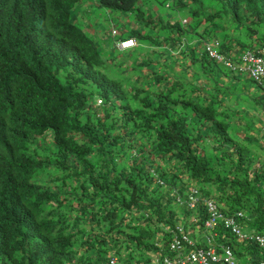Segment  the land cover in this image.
<instances>
[{
	"label": "trees",
	"instance_id": "trees-1",
	"mask_svg": "<svg viewBox=\"0 0 264 264\" xmlns=\"http://www.w3.org/2000/svg\"><path fill=\"white\" fill-rule=\"evenodd\" d=\"M97 1L132 21L118 38L134 37L138 46L115 50L116 66H106L84 25L71 21L79 0H0V264H108L111 253L125 264H155L145 255L157 237L150 233L191 214L173 203L174 189L190 184L214 192L223 218L242 209L264 232V179L251 174L264 159V134L253 126L264 131V105L254 114L242 106V89L253 81L234 71L219 77L222 68L204 49L214 30L198 36L196 22L202 16L222 33L232 25L244 47V32L260 29L264 43V0H236L239 8L228 0ZM157 1L169 2V17L158 14ZM179 43V55L171 53ZM221 47L231 48L227 36ZM195 66L215 91L188 76ZM130 69H146L143 96L121 87ZM120 96L131 100L128 109H105L112 121L96 129V100L113 106ZM227 98L243 104L225 113ZM83 132L94 135L86 149L74 142ZM25 156L48 160L28 164ZM170 237L160 234L162 249ZM245 244L251 260L263 256Z\"/></svg>",
	"mask_w": 264,
	"mask_h": 264
},
{
	"label": "clouds",
	"instance_id": "clouds-1",
	"mask_svg": "<svg viewBox=\"0 0 264 264\" xmlns=\"http://www.w3.org/2000/svg\"><path fill=\"white\" fill-rule=\"evenodd\" d=\"M229 4L234 3L236 8H239V3L236 2V0H228ZM91 4H95L98 6L99 2L97 0H79V3L77 4V8L74 10L75 17L72 18V22H80L81 24L84 25V29L86 33L88 34L86 37L88 40L92 38L94 40V49H97L99 51L98 57H102L103 55L107 58L108 63H105L106 66H116L114 62H117L119 58L115 56V50H121L123 51L122 54L128 53L132 48L138 46L137 42L135 41V38H129V39H123V38H118V35L121 34L119 31H121L124 26H129L132 24V21L126 17L123 18L122 16H117L115 15L114 17H117L121 25L116 26L112 25L110 29H108L106 32H101L97 31L94 27V23L97 21L96 16H89L87 13H85L86 9ZM167 6H169V2L165 3L166 11L164 13H159L164 16V18L169 17L168 11H167ZM102 7V6H101ZM104 12H107L109 9H103ZM83 11V13H82ZM202 16L197 17L196 22L198 23V30L201 33H198V36H201L204 34V36H208L209 32H212L214 30V38L215 40L212 41H205V51L207 52V56H209L212 61L219 63L220 67L222 69H229L234 71L236 74L239 76H247L249 77L255 86H258L262 92H264V43L257 39L256 37L261 34V30L257 32L255 35L253 32L248 35V33L244 32V35L246 36V41L249 43L247 47L241 46L239 38L237 36V32L234 33L232 29L229 31L225 32H220V28H211L210 25L208 24L207 21H205V18H199ZM228 20V19H226ZM188 22L189 19H184L183 22ZM147 22V21H146ZM148 23V22H147ZM231 26V25H230ZM142 28V27H141ZM195 32V31H194ZM211 34V36H212ZM225 34V35H224ZM196 36V37H198ZM228 37L231 41V48L226 50L221 47L222 39L225 37ZM111 37L112 39L108 38ZM196 37L194 39H196ZM83 46L86 47L87 44L83 41ZM184 45L182 43H179L178 46L172 47L171 48V53L179 55L180 49ZM88 47V46H87ZM86 47V48H87ZM120 56V55H119ZM146 69H142L140 74L137 73H131V72H124V82L122 83L121 87L126 89L129 92H140V96H143L145 93L148 92L147 86L143 84L142 80V74L145 73ZM220 73V72H219ZM224 73L219 74V77L222 76ZM144 78L146 79V74L144 75ZM198 79V78H197ZM147 80V79H146ZM199 81V80H198ZM226 81V79H225ZM200 87L205 88L206 83H208L206 80H201L199 81ZM210 84V83H208ZM154 85V84H153ZM126 96H120L119 101L116 102L115 105L110 106L109 103L104 101L103 99H97V111L98 115L95 117L98 119L96 122V129H98L100 126H106L107 122L112 121V116H109L107 118V113L104 111L106 110H111L110 112H113L114 114L121 115L125 110L128 108L126 107L127 103L131 101L128 97L125 99ZM126 100V101H125ZM143 103L148 104L149 99L145 101H141ZM138 103V101H136ZM135 103V105H136ZM134 105V107H136ZM133 107V108H134ZM89 131V129H88ZM74 133L69 134V136L73 135ZM94 141V135L87 134V132H83L82 135L76 136V139L74 142L77 143L79 146H83L84 149H86L88 146H90ZM264 145V140L262 142ZM97 147V143L93 145V151L91 153V156L95 155V150ZM261 153V156L264 158V155ZM27 159L28 164H38L43 161H47L48 158L42 159V158H33L30 159L27 156H25ZM259 162H264V159L260 158L256 164L254 165L253 168H256L255 170H252L251 174H253L254 171H258L259 173L263 169V165L260 166L261 164ZM150 170L154 171L156 170L154 166H150ZM128 170L125 171V173ZM156 178V176H154ZM264 179V178H263ZM115 183L119 182L116 180ZM114 183V184H115ZM175 195L173 197L174 201L173 203L175 205H178L180 209H186L188 211H191L192 217L191 221L193 223V229L196 232V229L198 228H203L200 233L203 235L202 238V244H199L197 242L196 237H192L190 234H188L186 225L183 222L184 216L181 214L179 215L178 219L174 223V227L170 229L169 226L161 225L163 231L159 233H154V235L158 236L155 238V243L153 244V250H148L146 251L145 255L150 256L152 261L155 264H163V259L165 257L168 258H173L175 256V252L170 250V243L173 238V235L177 231V226L181 225L185 233L188 235V237L192 240V244L187 246L185 248V251H183V254L186 255L190 251L196 249V248H204V247H211V246H220L222 244H228L230 245L233 256L235 258L236 264L237 260L235 257V249L233 247V242H242L245 244V242H253L255 243L260 249H264V247L260 246L255 240L254 237L256 235H264V232H255L253 234H249L247 232H244L240 226L241 223H252L253 219L250 218L247 213H245L244 210L238 209L232 211L229 215L228 218H233L234 223H236L240 230L241 233L245 237H239L236 234L232 232L231 225L226 226L222 220L217 221L216 225L213 226L212 228H208L206 226V219L208 217V202H212L216 205L217 209L220 210L222 213L223 211L220 209L218 203L216 202L215 198L213 197L212 194H206L203 193L200 188L198 187L197 184H190L187 187H183L181 190L174 189ZM193 204V206H191ZM202 208V210H200ZM200 212H203L204 218L200 217ZM240 212L241 214L238 215L237 213ZM226 213V212H225ZM225 230V231H224ZM164 232L170 233L171 237L169 238V244L166 249H162L161 245V240L159 238L160 234H163ZM211 236L210 242H208L207 237ZM221 238L220 241L222 242L219 245H215V240L218 238ZM235 240V241H234ZM191 247V248H190ZM215 248V247H214ZM221 250V249H220ZM218 250V252H220ZM111 256L110 261L108 264H125L124 262H121L118 258L119 255H116L115 253ZM260 261H264V259H257V260H250V262L246 264H257Z\"/></svg>",
	"mask_w": 264,
	"mask_h": 264
},
{
	"label": "rangeland",
	"instance_id": "rangeland-1",
	"mask_svg": "<svg viewBox=\"0 0 264 264\" xmlns=\"http://www.w3.org/2000/svg\"><path fill=\"white\" fill-rule=\"evenodd\" d=\"M207 1L209 3H212V0H207ZM212 5H214V4H212ZM154 6H155V8L157 9V11L159 13H164L166 11L165 2H163V1H157L154 4ZM82 13H83V11H82ZM85 13H87L91 17L96 16L97 21L94 23V26H95L94 28L97 31L106 32L108 29H110V27L112 25H116V26H120L121 25L120 20L117 17H114L115 15L119 16L118 12H116V13L109 12L110 14H106L102 10L101 6H98V5H95V4H91L88 7V9H86ZM232 27L233 26L231 25V26L228 27V29L230 30V29H232ZM108 38L112 39L111 37H108ZM126 54H130V53H126ZM170 57L174 58L173 55H170ZM188 63H192V64L196 65L195 62H188ZM120 68L123 69L122 67H120ZM131 71H132V69H130V70L126 71V72H131ZM191 72L196 73V74H193V76H192V74L189 73L190 75H188V76H190L192 78H196L197 77L199 81L206 80V79H204V74L205 73L203 74V73L199 72L198 69H197V66H195V68H193L191 70ZM222 73H224L222 75V77L224 79H227L228 77H233L232 76V70L222 69ZM233 73H235V72H233ZM248 82L249 83L246 84V85H248V88L242 89L244 94H242V96H240L242 99H244L243 100L244 105H242L243 104L242 102H234L231 98H227L230 101L229 100H224V102L228 101L229 103L226 102L225 105L222 106V109L224 108L223 111L224 110L226 111V112L224 111L225 113L230 112V110H231L229 108L230 106H237V105H240V106L242 105V106L247 107L246 110H250L249 112L252 113V114L256 113L257 111H262V106L264 105V97H261L262 90L258 86L253 85L250 81H248ZM214 84H216V83H214ZM242 84L243 83H241V85ZM210 86H211V91L212 90L215 91V85H212V83H211ZM229 93L232 94V95L236 94L234 89L229 90ZM255 98H258V99L260 98V99H259V101H256L257 99H255ZM238 99H239V95L235 96V100H238ZM146 105H147L146 103H143V102L140 101V102L136 103L135 106L141 108V107H144ZM253 126L258 131V134H261V136L264 134L263 130L258 129L259 126H258L257 123L254 124ZM261 175L264 178V167H263V169L261 171ZM211 194L214 195V192L212 191ZM186 216H184L183 222L186 225V227L190 230L193 227V223L191 221L192 214H190L187 217ZM240 226H241V228H242V230L244 232H247L249 234H253V233L256 232V230L254 229V226L252 225V223H249V224L248 223H241ZM150 236H151V238H153L154 233L151 232ZM191 236H195L196 239H197V242L199 244H202L203 235L200 233V230L198 228L196 229V232L193 231V233H191ZM124 247H125V245L123 246V249L121 250V252L125 254ZM233 247L235 249V257H236V260H237V264H246V263L250 262L251 259H253L251 257V251L246 246V244H244V246H243V244L233 242ZM257 259H264V254H263V256H260Z\"/></svg>",
	"mask_w": 264,
	"mask_h": 264
},
{
	"label": "built area",
	"instance_id": "built-area-1",
	"mask_svg": "<svg viewBox=\"0 0 264 264\" xmlns=\"http://www.w3.org/2000/svg\"><path fill=\"white\" fill-rule=\"evenodd\" d=\"M191 206H193V204H191ZM208 211V217L205 221L208 228H212L216 225L217 221L222 220L226 226L231 225L234 234L239 237H245L241 233L239 226L234 223L233 218H223V213L217 209L214 203L208 202ZM237 214L240 215L241 213L238 212ZM210 239L211 236H208V242H210ZM254 240L260 246L264 247V235H256ZM191 244L192 240L185 233L182 226H177V231L173 235L170 243V250L176 254L173 258L165 257L163 259V264H236L232 249L228 244L220 245V252L211 246L209 248H196L184 255L183 251H185V248ZM257 264H264V261H260Z\"/></svg>",
	"mask_w": 264,
	"mask_h": 264
},
{
	"label": "bare ground",
	"instance_id": "bare-ground-1",
	"mask_svg": "<svg viewBox=\"0 0 264 264\" xmlns=\"http://www.w3.org/2000/svg\"><path fill=\"white\" fill-rule=\"evenodd\" d=\"M66 20H67V19H66ZM66 20H65V21H66ZM148 195H149V194H148ZM147 197H149V196H147ZM65 250H66V249H65Z\"/></svg>",
	"mask_w": 264,
	"mask_h": 264
}]
</instances>
